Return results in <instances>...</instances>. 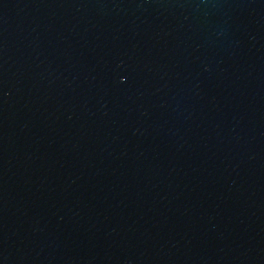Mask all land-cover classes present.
Masks as SVG:
<instances>
[{
    "label": "water",
    "instance_id": "95a60500",
    "mask_svg": "<svg viewBox=\"0 0 264 264\" xmlns=\"http://www.w3.org/2000/svg\"><path fill=\"white\" fill-rule=\"evenodd\" d=\"M0 264H264V0H0Z\"/></svg>",
    "mask_w": 264,
    "mask_h": 264
}]
</instances>
